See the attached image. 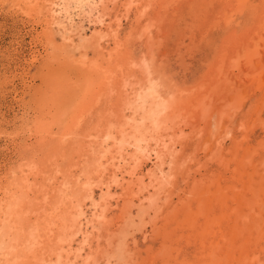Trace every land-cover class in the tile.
<instances>
[{
	"label": "rangeland",
	"instance_id": "1",
	"mask_svg": "<svg viewBox=\"0 0 264 264\" xmlns=\"http://www.w3.org/2000/svg\"><path fill=\"white\" fill-rule=\"evenodd\" d=\"M114 1L113 4L110 0H105L108 7L104 10L105 22H103L104 26L101 27L93 26V20L99 15L96 10L93 11L89 20L90 22L86 20L80 23L79 20L81 15H77L80 11L75 6L74 2H70L69 5H67L72 9L71 16L74 22L82 24L87 35H90L94 29H99V31L105 33L106 37L102 40V46L104 47L99 48L98 50L94 41L90 39V42L88 41V43H84V41L82 42L81 37H78L77 35L71 36L73 39L72 47L74 49L69 48L71 45L61 38L58 26H53L50 30V28L45 25V18L43 12H40V8L30 10L24 5L25 3L23 0H0V185L9 184L11 180L10 178L12 177L9 176L11 175L9 172L12 169L17 171L16 178H19L20 173L17 167L21 162H35L37 168L48 176L52 175L51 173L54 167L59 168L61 171L60 175L57 177L63 176L66 178L69 174L67 173L69 172L67 170L71 169L78 172L79 170L85 171L87 167H85V165L82 167L78 164L79 154L76 148H74V143L78 136L75 138L73 132L77 131L79 135V132L81 133L85 130L88 125H92L96 123L97 120L104 117L109 108L114 112L118 110L117 102L114 99H111V101L109 99L107 100V98H110V94L108 93L106 95L105 93L108 89V86L106 85V76L108 74V76H112V78L115 79V84L113 85H116V87L119 85L120 76L123 75L120 74L121 71L118 70V67H121L124 70V74L127 75L130 83L133 84V90L139 86H143L144 75L140 72L138 68L139 66L137 65L143 58L154 68L158 69L157 71L161 72V75H163L162 82L166 87L168 86L170 90L175 91V98L178 97L177 99L184 101V103L188 102L193 97H196L197 94H205V92L206 96L213 97V100H217V98L220 100L222 96L229 97L231 103L225 108L226 111L223 113L222 119L225 121L229 115L231 118L226 124L223 123L224 121L221 119L222 125L224 124L222 127V130L223 128L224 130L221 134L225 135L226 131H229L230 135L222 140L223 144L220 143L221 146L219 145L221 148L217 146V144H214L211 147V150L209 149V146L206 145L208 138V128L206 124L202 122H196L193 124L195 122L194 119L188 120L189 123L191 122L190 124L193 128L191 126L190 128L189 126L186 127L187 129L185 128L184 132L187 136L177 138L173 145L172 152L175 154L173 158L174 163L170 165L171 167L173 166V169L170 168L172 173L173 171L175 172L173 173L171 180L172 186L165 188L167 192L166 194L162 192V196L159 195L160 208L155 213L158 216L156 215V219H153L155 222L152 220V223L149 222L150 224H145V227L141 226L140 228H142V231L135 230L133 234L134 237L130 238L128 241L129 249H134L136 245L135 248L137 249L138 258L137 255H135L136 259L134 260H136V262L134 263L151 264L153 261V264H160L161 261H164V263L167 264H199L201 259L198 260L199 257H196L201 248L199 243L200 239H195L194 236L191 235L192 230L190 231L191 233L189 232V228L194 224L200 226L203 223H205L209 229L213 227L216 233L213 238H210V234L204 233V237L206 236L205 238L209 240L208 242L205 240L206 247H210L211 244L218 242L221 244H218V247L221 248L217 252L221 254H219L220 257H222L221 259L223 260L227 258L226 260H228L231 256V258L234 257L237 261L239 255L241 256L242 251H244L245 246H248L247 250H253L256 249L254 245L257 241L261 245L264 244V241L262 240L264 238V228H262L261 225L259 226L260 231L257 232L261 233L260 236L262 238L260 237L257 239L252 236L254 233L253 231H255L256 228V222L248 217L250 212L247 207L250 205L247 201H244L245 199L248 200V198L249 200L255 199L253 196L256 194H253V189L261 187L262 184L264 186V182H262L264 179V0H260L261 9H258L260 11L256 10V8H254L255 6L251 7L254 15H252V19L248 20L247 17L249 16H239V14L236 16L242 7L240 5L243 4V0H210V2H208L209 0H186L181 6L178 7L176 5L178 11L177 9H174L175 11L170 9L169 13L168 11H165V6L168 2L167 0H134L136 3L129 8L126 7L129 0ZM221 1L223 5L227 4L226 9H224L227 14H223L219 19L216 14L217 11L213 12V9L216 6H219ZM252 1L254 3L256 0ZM92 2L95 4L91 5V7L94 5H97L98 7L101 6L98 0H92ZM39 3L41 4V0H39ZM205 5H207L208 8V11L206 12L204 9L206 7ZM237 5L240 6L239 10H237L239 8V6L237 8ZM251 5L252 4L249 6ZM84 6L85 9L88 11L90 10L89 5ZM240 11H242V9ZM192 15L194 18H192ZM196 15H200V17ZM202 15L205 16L203 17ZM60 19L63 20L61 17ZM234 21L236 24H234ZM63 22L67 23L66 26H68L69 23L67 21L63 20ZM105 24L109 27L107 28ZM148 25L150 26L146 30L145 26ZM259 27L261 28L259 29ZM254 35H259L261 42H263L261 46L258 45V48L256 49L253 45L255 38ZM260 47L263 48L262 51ZM250 48L256 50L255 59L260 56L258 59H261V63L255 64V59H251L252 57L250 54H252V51H250ZM100 52L103 54L101 55ZM108 54L112 55V58L110 57L112 60L110 58L108 59ZM245 55H248L249 58H246ZM106 60H108L109 63ZM241 60H245L243 64ZM248 60L251 62L250 67L245 68L244 64H246V62L248 63ZM235 61L239 63L241 62L240 65H234ZM252 66H254V68ZM98 73L100 75H98ZM226 73H229V76L231 75L233 77V81L221 78V76ZM250 74H254L256 78L254 76H249ZM259 76L261 78H259ZM84 79L86 81H83ZM248 81L252 82L250 83ZM259 82L263 84H260ZM81 83H84L83 86H80ZM200 85L202 86L200 87ZM78 86H80L82 91L80 88H77ZM84 86L85 88H83ZM234 86L237 91L235 90L232 93ZM182 89L184 91L183 93H181ZM38 96H40V98L42 96V98L40 99ZM44 97H48L47 99L49 100H44L46 105L42 102ZM114 97L115 99L117 98L116 93L114 94ZM54 99L56 100L54 101ZM254 104L255 106L257 104V107L261 106V108L256 107L258 110H256V108L254 109ZM250 108L252 109L250 110ZM187 113L191 114L190 112ZM40 120L43 122L42 127L40 123H38ZM240 124L241 126H239ZM40 127L43 128L42 130H44L43 134L45 136L42 135V133L38 134L37 130H41ZM189 130H191L190 133ZM167 132L168 135H174L176 131L173 132V129H170ZM243 133L245 134L244 136L242 135ZM38 135H41L40 138ZM233 137L237 138V140ZM234 140L235 142H240L238 148L234 145ZM249 140L251 143L248 144ZM242 146H244V150L242 149ZM205 147L208 148L210 152L207 153ZM64 148L66 150H64ZM248 148L251 150H248ZM244 153H246V155L247 153H250L248 156H252V159L250 157L248 160H244L245 164L240 166ZM229 161H231L230 164H227ZM236 162L238 164H236ZM252 165L254 167H252ZM150 166L151 163L145 162L140 168V174L143 176L144 182L147 183L146 189L148 191L142 193V195L140 194V198L148 197L151 192H155V188H150V185L152 186V184L149 183L146 174V169ZM216 177L217 179H215ZM225 177L227 178L225 179ZM126 179H128V176H126ZM105 180H107V178L104 179V182H106ZM59 181L60 177L59 179H56L54 184H57ZM197 181L200 182L198 183ZM232 183L234 185H232ZM229 184L231 185L229 186ZM47 186H49V192L51 193V201L55 202L56 198L52 195L53 186L50 184H47ZM103 188V186L93 187L94 199L99 198L98 196L103 191L101 190ZM205 188L207 189L205 190ZM210 188L211 190L215 188V190L211 191ZM234 188L235 191L233 190ZM119 189V186H115V188L113 187V190H111V193H115H113L114 196L112 194L113 198L110 199L111 206L108 207L109 210L107 216L109 215L110 223L108 222L109 225L106 224L101 227V234L106 233L107 230L109 231L111 229L112 221L118 220L121 217L124 200L122 199V201L120 198L116 197L121 193V189ZM186 190L188 192H186ZM212 193L214 196H218L214 197ZM229 193L230 196L228 195ZM1 194L2 190H0V195ZM235 194L236 198L234 197V199L233 196H235ZM220 197L221 199H219ZM238 202L240 204L242 203L244 206H246L247 203L245 210L243 209L244 206H240ZM232 204L234 208L232 207ZM22 205H24V202H22ZM93 206L92 203L86 202V205L84 206V218L89 219L93 212ZM209 207L211 209H208ZM173 208H176V210L173 211ZM183 210L185 211L184 214ZM189 210L192 211L191 213H193V216L189 215ZM238 210H240V212ZM59 211L61 213L62 210ZM177 211L187 216L184 217L180 215V224L184 220V222L188 220L192 225L190 226L188 224L187 227H183L184 229L182 227H177V232L171 237L166 234H164V237L162 235H157L163 233V223H171L164 222V220H171L172 217L169 215ZM150 213L154 214V210H151ZM231 213L233 216L230 215ZM159 214H161V216ZM206 214L209 215L210 218H208L209 216ZM244 214L247 215V220L244 218ZM188 215L190 217H188ZM195 217L198 219H195ZM242 218L247 222L242 225L238 224L240 225L241 235L236 238H231L232 236L227 233V237L222 238V230L230 231L234 225L233 223L239 222ZM231 221L232 223H230ZM25 223L27 225V221H25ZM174 225L175 223L172 222L171 226L169 225L168 227L173 229V227H176ZM106 226H108V229H106ZM182 230L183 232H181ZM249 232L252 234L247 235L250 234ZM195 233L196 232H193V234ZM188 235L191 236L188 237ZM201 235L202 234H199V236ZM167 237L168 239H166ZM79 238L80 237H78L77 240ZM227 238L228 241L226 240ZM103 240H105V238L101 240V245L104 242ZM245 240H247V243ZM133 241L135 245L132 244ZM260 244H258V248L261 247ZM161 249L162 251H160ZM164 250L166 251L164 252ZM236 250H238V253L234 252ZM87 252L88 251H86V253ZM160 252H163L162 258ZM173 253L176 254L177 257L174 256ZM170 255L177 259L175 258L174 261V258L172 259ZM164 263L162 262L161 264ZM25 264L27 263L25 262Z\"/></svg>",
	"mask_w": 264,
	"mask_h": 264
},
{
	"label": "bare ground",
	"instance_id": "2",
	"mask_svg": "<svg viewBox=\"0 0 264 264\" xmlns=\"http://www.w3.org/2000/svg\"><path fill=\"white\" fill-rule=\"evenodd\" d=\"M167 1H168L167 5L166 6L164 5V6H165V11H168V13L170 12L169 11L170 9H173V10L177 9L179 6H181L183 3L186 2V0L185 1L184 0H167ZM189 1H192V0H189ZM222 1H224V0H222ZM222 1H221V4L219 6H216L213 9V12L217 11L216 12L217 18H219V17L221 18L223 16V14H227V12H225V10H224V9H226L227 4L223 5ZM243 1H242L243 4L240 5V6H242L241 7L242 11H240L241 10L240 6L237 5V8L239 6V8L237 10H239V9L240 10L236 14V16L239 14V16L240 15L249 16V17H247V20L252 19V17H253L252 15H254V14H253L251 7L255 6L254 8H256V10H258L260 8V0H258V1L254 0L255 1L254 3L252 0H243ZM23 2L25 3L24 5H26L30 10H32L34 8H40L41 9L40 12H43V15L45 18V20L43 18V20L45 21L44 22L45 25H47V27H49L50 30L53 26L54 27L58 26L59 27L58 31L61 34V38L64 41H66L67 43H69V45H71V47H69V48H73L72 47L73 39L71 38L72 35H77L78 37H81V40H82V42L84 41V43H86V42L88 43V41L91 39L92 41H94L95 45L97 46V47L96 46L95 47L98 48V50H99V48L104 47V46H102V40L104 39V37H106L105 33H102L101 31H99V29L98 30L94 29V30H92L90 35H87L85 32L84 26L82 24H77V22H74V20L71 16L72 9H70V7L67 5H69L70 2H74L75 6L80 11V13L77 14L78 16L81 15L80 20H79L80 23H82L86 20L89 21L91 15L93 14V11L96 10V12H98L99 15L96 14L97 16L95 17V20H93V22H94L93 26L94 27H101V26H104L103 22H105L104 21V14H105L104 10L108 7V4L105 2V0H98V2H100V5H101L100 7H98L97 5L96 6L94 5L93 7H91V5L95 4L92 2V0H41V4L39 3V0H23ZM110 2L114 4L115 1L110 0ZM193 2H195V1H193ZM208 2H210V0ZM218 2H220V1H218ZM135 3L136 2L134 0H129L126 7L129 8V7H131V5L133 6ZM200 4L202 5L201 2H200ZM250 4H252L253 6L252 5L249 6ZM84 5H89L90 10L88 11L87 9H85ZM215 5H216V3H215ZM140 6H141V4H140ZM205 6L206 7L204 9L206 12V11H208V8H207V5H205ZM145 7H146V5H145ZM98 8L100 9V13H99ZM202 9H203V7H202ZM177 11H178V9H177ZM258 11H260V10H258ZM27 13H30V12H27ZM162 13H164V12H162ZM192 13H193V10H192ZM201 13H203V12H201ZM195 14H197V13H195ZM258 14H260V13H258ZM196 16L200 17V15H196ZM60 17L64 21H67L69 23L68 26H66L67 23H64L63 20L60 19ZM57 18H59V19H57ZM192 18H194L193 15H192ZM205 19H206V17H205ZM232 20H234V19H232ZM235 20H236V18H235ZM154 21H156V20H154ZM234 24H236L235 21H234ZM251 25H252V23H251ZM149 26L150 25L145 26V29L147 30V28ZM108 27L109 26H107V28ZM260 28L261 27H259V29ZM110 29H111V26H110ZM251 29H253V28H251ZM262 30H263V28H262ZM258 32H260V31H258ZM197 34H199V33H197ZM255 35H254L255 38H254L253 45H254V48L256 49V48H258V45L261 46V44L263 42H261V40H260L261 38H259V35L258 36H255ZM75 45H74V47H75ZM255 49L250 48V51H252V54H250V56L252 57L251 59L256 58V50ZM262 49L263 48H261V51H262ZM100 53H101V55L103 54L102 52H100ZM105 55H107V54H105ZM108 56H109L108 57V59H109L112 55L108 54ZM245 57L249 58L248 55L247 56L245 55ZM259 57L260 56H258V58ZM258 58L255 59V64L261 63L260 62L261 59H258ZM106 61L109 63L108 60H106ZM241 61L243 64V62L245 60H241ZM107 62H106V64H107ZM240 63L235 61L234 65L239 66ZM214 64H216V63H214ZM250 64H251V62L248 60V63L246 62V64H244V67L245 68L250 67ZM134 65H136V64H134ZM137 65L139 66L138 68H139L140 72L144 75V80L141 79V80H143V86H139L133 90V87H132L133 84L130 83L127 75L124 74V72H123L124 70L121 67H118V70L121 71L120 74L123 75V76H120L119 85L117 87H116V85H113V84H115V79H113L112 76H108L109 75L108 74L106 76V85L108 86V89L105 91L106 95L108 93L110 94L109 95L110 98H107V100L109 99L111 101V99L112 100L114 99L117 102L118 110L116 112H114L113 110H111L108 107L109 106L108 105L107 107L109 109H108V112H106V113L104 112L105 113L104 117H102L100 120H97V122L92 124V125H88L87 127L85 126L86 129L83 130L81 133L79 132V135H78L77 131L74 130L75 132H73L75 138L78 136V138L76 139V141L74 143V145H75L74 148H76V150L79 154L78 164L81 165L82 167L85 165V167H87L85 169V171L79 170V172H78L74 169L67 170V171H69V172L66 171L67 173H69L68 176L66 178L63 176H59L60 181L57 182V184H54L56 182V179H59V177H57V176L60 175V173H61L59 168L54 167L52 169L53 170L52 173L50 172L52 175L48 176V175H45L43 172H41L40 169L37 168V166H36L37 164L35 162H31V163L21 162V163H19L20 165L17 167L19 170V173H20L19 178H16V175H17L16 172L17 171H14L12 169L9 172L11 174L9 176H12L14 179L11 177L9 184L0 185V190H2V194L0 195V264H23V262H24V264H25V262L27 264H136V263H134V262H136V260H134V259H136L135 255H137V258H138L137 249L135 248L136 245L134 244V241H133L132 244H134L135 247H134V249H129L128 241L130 238L134 237L133 234H134L135 230H139V231L141 230L142 231V228H140L141 226L145 227V224L147 225V223L151 222L153 219H156L155 217L157 214H155V213L160 208L159 207V201H160L159 195H161L162 192L164 194H166L167 192H166L165 188L172 186L171 180L173 177V173L175 172V171H173V173H172L171 168L173 169V166L172 167L170 166L172 163H174L173 158H174L175 154H173V152H172L173 145L175 144L177 138L187 136V134L184 132V129L188 126L190 128V126H191V124H190L191 122L189 123L188 120L194 119L195 122L193 124H195L196 122H202V123L206 124V126L208 128L207 129L208 130V132H207L208 138H207L206 145L209 146L210 150L214 144H217V146H219V145L221 146V144H223L222 140H224L228 135H230L229 131H226L225 135L221 134L224 130V128L222 130V127L224 125V124L222 125V120H223L222 116H223V113L226 111L225 108L228 107L231 103L229 97L222 96L221 99L219 98L220 100H218V98L216 97L217 100H213L214 98L210 96L211 94L208 95L210 97H207L206 92H205V94H197L196 97H193L188 102L184 103V101L177 99L178 97L175 98L176 97L175 91L170 90L169 87L168 86L166 87V85L162 82L163 75H161V72L157 71L158 69L154 68L149 62H146L145 59H143V58ZM252 67L254 68V66H252ZM99 73H98V75H100ZM230 73H231V71H230ZM242 74H244V73H242ZM257 74H260V73H257ZM134 75H136V74H134ZM230 76H229V73L228 74L226 73L225 75H222L221 78L222 79L226 78V79H229L230 81L231 80L233 81V79H232L233 77L232 76L230 77ZM249 76H254V74L253 75L250 74ZM259 78H261V77L259 76ZM83 81H86V80L84 79ZM248 82H250V81H248ZM101 83H102V81H101ZM259 83L263 84L261 82H259ZM83 84L81 83L80 86H83ZM80 86H78L77 88H80ZM85 86H86V84H85ZM85 86L83 88H85ZM201 86L202 85H200V87ZM217 87H218V85H217ZM97 88H98V86H97ZM212 88H213V86H212ZM80 90H81V88H80ZM214 90H216V89H214ZM232 90H233L232 93L236 90L235 86H234V89H232ZM179 91H176V92H179ZM181 91H182L181 93L184 92L183 89ZM115 93H116V97H117L116 99L114 97ZM56 95H58V94H56ZM42 96H41V98H42ZM95 96H96V94H95ZM59 97H57V98H59ZM38 98H40V96H38ZM47 98L48 97H46V98L44 97V99H42V102L44 103V100L49 101ZM97 99H98V96H97ZM55 100L56 99H54V101ZM51 101H52V99H51ZM118 101H119V103H118ZM258 101H260V100H258ZM91 104H93V103H91ZM258 105H261V104H258ZM254 106H255V104H254ZM49 107H52V106H49ZM49 107H48V110H49ZM188 107H189V109H188ZM256 107H257V104L254 107V109ZM222 108H223V110H222ZM257 108H261V106L257 107ZM257 108H256V110H258ZM251 109L252 108H250V110ZM42 111H43V109H42ZM187 112H190L191 114H188ZM229 112H231V111H229ZM50 113H52V112H50ZM49 118H51V117H49ZM53 118H54V116H53ZM230 118H231V116L229 115L228 118H226V120H225L226 122L223 120L224 121L223 123L226 124L228 121H230ZM83 120H84V118H83ZM194 120H191V121H194ZM231 121H232V119H231ZM38 123H40V125L42 127L43 122L40 120ZM239 126H241V124ZM42 129L43 128H41V130H37L38 134L42 133V135H44L43 134L44 130H42ZM170 129H173V132L176 131L174 135L173 134L168 135L167 131ZM242 129H243V127H242ZM246 130H245V132H246ZM190 131L191 130H189V133H190ZM242 135L244 136L245 134L243 133ZM38 136L40 138L41 135H38ZM188 136H189V134H188ZM240 137H241V135H240ZM246 138H247V135H246ZM234 139L237 140V138H234ZM235 140H234V142H235ZM204 143H205V141H204ZM239 143L240 142H235L234 145H236L238 148ZM249 143H251L250 140H249L248 144ZM261 145H263V144H261ZM59 147H58V149H59ZM243 147L244 146H242V149L244 150ZM209 149L205 147V150L207 153L210 152ZM232 149H234V148H232ZM64 150H66V149L64 148ZM248 150H251V149L248 148ZM214 151H215V149H214ZM234 152H235V150H234ZM217 153H219V152H217ZM240 154H241V152H240ZM248 154H250V153H247V155H246V153L243 154L244 157L241 159L240 166L241 165L243 166L245 164L244 160H246V159L248 160L250 157L252 159V156H248ZM234 155H235V153H234ZM37 156H38V154H37ZM145 162L151 163V166L148 169H146V168L145 169H146V174L148 176L147 179H149V183L152 184V186L150 185V188H152V187L155 188V192H151V194H149V196L147 195L148 197L140 198L139 195L140 194L142 195V193L147 191V189H146L147 183L144 182L143 176L140 174V168L142 165L145 164ZM230 162L231 161H229V163H227V164H230ZM251 162H253V161H251ZM236 164H238V163L236 162ZM41 166H43V165H41ZM181 166H183V165H181ZM71 167H75V166H71ZM237 167H238V165H237ZM252 167H254V166L252 165ZM248 168H251V167H248ZM256 168H258V167H256ZM259 168H260V166H259ZM245 172H247V171H245ZM210 175H212V174H210ZM82 176H83V178H82ZM126 176H128V179H126ZM106 178H107V180H105L106 182H104V179H106ZM220 178H221V176H220ZM226 178L227 177H225V179ZM54 179H55V181H54ZM215 179H217V177ZM243 180H244V178H243ZM262 182H264V179L262 180ZM47 184H50L53 186L52 195L56 198L55 202L51 201V198H50L51 193L49 192V186H47ZM254 184H255V182H254ZM220 185H221V182H220ZM230 185L231 184H229V186ZM232 185H234V184L232 183ZM94 186H103L104 187L103 189H101L103 191L98 196L99 197L98 199L93 198V196H94L93 195V192H94L93 187ZM115 186L116 187L119 186V188L121 189V193H119L120 195L116 194V195H119L116 197L120 198L121 200L122 199L124 200V201L122 200L124 202V206H123V209L121 210V217L118 220H115V221L113 220L111 223L112 225L110 227L111 229L109 231L107 230L106 233L101 234V231H100L101 227H103V225H106V224L109 225V223H110L109 222V215L107 216V213L109 210L108 207L111 206L110 205V199L113 198L112 194L115 193V192L111 193V190H113V187L115 188ZM235 186H236V184H235ZM214 187H215V185H214ZM217 187H218V185H217ZM223 187H221V188H223ZM206 189L207 188H205V190ZM210 190H211V188H210ZM213 190H215V188ZM213 190H211V191H213ZM233 190L235 191V188ZM225 191H226V189H225ZM262 191H264L263 184L261 187H256V189H253V194H256L255 196H253V198H255V199L249 200V198H248L249 202L246 199L244 200V201H247V203H249V205H250L249 207H247V203H246V206H244L242 203L240 204L238 202L240 204V206L241 205L244 206V208H243L244 210H245V207L249 208L250 213L248 214V217L252 220H255V222H256V228L253 225V227L255 228V231H253L254 233L252 234L249 232L250 234H247V235L252 234V236H254L257 239H259L261 237L260 236L261 233L257 232V231H260L259 226L261 225V227L264 228V194H262L264 192H262ZM186 192H188V191L186 190ZM223 192H224V190H223ZM218 194H220V193H218ZM212 195H213V193H212ZM228 195L230 196V193ZM240 195H241V192H240ZM248 195H250V194H248ZM113 196H114V194H113ZM217 196H214V197H217ZM234 197L236 198V194H235V196H233V198ZM219 199H221V197ZM22 202H24V205H22ZM86 202H90L94 205L93 206V212L90 216L91 218L89 217V219L84 218L85 217L84 206L86 205ZM117 202H118V199H117ZM198 202H200V201H198ZM204 202H203V204H205ZM233 202H234V200H233ZM182 204H185V203H182ZM205 206H206V204H205ZM232 207H233V204H232ZM162 209H163V207H162ZM208 209H211V208L209 207ZM237 209H239V208H237ZM59 210H62L61 213ZM151 210L152 211L154 210V214L150 213ZM174 210H176V208H173V211ZM227 211H228V209H227ZM238 211L240 212V210H238ZM184 212L185 211L183 210V214H184ZM188 212H190L189 213L190 216H193V213H191L192 212L191 210H189ZM228 213H230V212H228ZM232 213L230 215L233 216ZM245 213H246V211H245ZM161 214H159V215L161 216ZM183 214L179 213L178 211L173 213V214H170L169 216L172 217V219L169 221H167V219H165L164 222H171V223L173 222V223H175L174 226H176V227H173V229H172L171 227H168L169 225L171 226V223H167V224L163 223V225H162L163 233L157 234V235H162L164 237V234H166V235H169V237H171L173 234L175 235V232H177V229H178L177 227H182V228L184 227L185 228V227H187L188 224L191 226L192 224L188 220L186 222H184L185 221L184 220L180 224V222H179L180 221V215L187 217ZM242 214H243V212H242ZM189 215H188V217H190ZM196 215H198V214H196ZM207 216H209V215H207ZM208 218H210V216ZM233 218H235V217H233ZM244 218L247 220V215L244 214ZM195 219H198V218L195 217ZM245 219L242 218L239 222H237V223L234 222L233 223L234 225L232 226V229L230 231L229 230H225V231L222 230V232H221L222 238L227 237V233H229L232 236L231 238H236L237 236H240L241 231H240V225H238V224H241V225L243 223L246 224L245 222H247V221ZM25 221H27V225H26ZM226 222H228V221H226ZM230 223H232V221ZM135 227H137V228H135ZM196 227H197V229H200V230H197ZM106 229H108V226H106ZM179 229H181V228H179ZM212 229H213V227H211L209 229L205 223H203L200 226H197L194 224L191 226V228H189V232L192 230V233L190 232L191 235H193L195 239H200L199 243H200L201 248L199 250L200 251L199 254H197V257H196V258L199 257L198 260L201 259V261H200L201 263L199 262V264H224L226 262H227L226 264H264V244L261 245L260 243H258V241L254 245V247L256 249H253V250H247L248 246H245L243 244L245 246V249H244V251H242L241 256L239 255V257L237 258V261L234 257L231 258V256H230V258H228V260H226L227 259L226 258V259H223V260H225V261H223L221 259L222 257H220L221 254L219 252H217L221 248V247H218V244H220V243L216 242L215 244L214 243L211 244L210 247L208 246L209 248L206 247L205 240H207V238H205L206 236L204 237V233L210 234V238H213L216 233L214 231L215 229H213V230ZM157 231H159V230H157ZM181 232H183V230ZM193 232H196V233L193 234ZM199 234H202V235L199 236ZM191 235H188V237ZM218 235H220V234H218ZM182 236H184V235H182ZM78 237H80V238L77 240ZM103 238H105V240H103L104 242L102 241L104 244L102 243V245H101L100 242ZM222 238H220V239H222ZM255 238H254V240H255ZM166 239H168V237ZM133 240H135V239H133ZM226 240L228 241V238ZM226 240H224V241H226ZM241 240H242V238H241ZM262 240L264 241V238ZM208 241L209 240H207V242ZM245 241L247 243V240H245ZM258 244H260L261 247L258 248ZM233 245H235V244H233ZM228 247H229V245H228ZM254 247H252V248H254ZM226 248H227V246H226ZM162 249L160 251H162ZM164 249H165V247H164ZM196 249H198V248H196ZM86 251H88V252L86 253ZM165 251L166 250H164V252ZM237 251L238 250H236L234 252H237ZM231 252H233V251H231ZM160 253H161V258H162L163 252H160ZM173 255L177 257L176 254L173 253ZM171 257H172V259L174 258L173 256H171ZM175 258H174V261H175ZM162 262L164 263V261H161V263ZM143 264H145V263H143ZM151 264H153V261L151 262ZM164 264H167V263H164Z\"/></svg>",
	"mask_w": 264,
	"mask_h": 264
}]
</instances>
